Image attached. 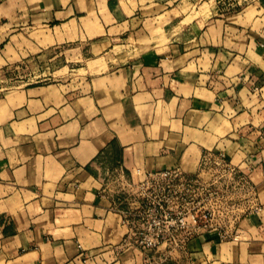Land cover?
Listing matches in <instances>:
<instances>
[{"label":"crops","instance_id":"crops-1","mask_svg":"<svg viewBox=\"0 0 264 264\" xmlns=\"http://www.w3.org/2000/svg\"><path fill=\"white\" fill-rule=\"evenodd\" d=\"M186 1L0 0V67L77 44L126 55L107 74L0 96V264H153L120 191L137 168L196 173L207 151L225 152L260 209L236 239L194 231L184 264H264V0L184 22ZM113 141L118 188L95 174ZM169 247L153 251L187 254Z\"/></svg>","mask_w":264,"mask_h":264},{"label":"rangeland","instance_id":"rangeland-1","mask_svg":"<svg viewBox=\"0 0 264 264\" xmlns=\"http://www.w3.org/2000/svg\"><path fill=\"white\" fill-rule=\"evenodd\" d=\"M248 1L251 0H187L184 3L186 7H182V10L186 13V8L189 5L191 12L184 22L190 21L199 14L209 15L211 8H216V5L222 7L223 13H237L242 10ZM234 9L235 12H233ZM239 16L241 15L238 14L237 18ZM121 48L116 49L115 55L107 54V56H104L102 53L93 55V52L86 44L57 48L50 47L39 52L34 50V52L29 54L24 52L23 56L0 67V96H3L8 91L30 84L40 86L51 85L50 89L52 90L56 84H65L70 80H77L82 77L110 73L125 59L126 55L120 56L122 54ZM199 164L201 167L208 168L206 173L204 172L202 175L203 180L208 185L207 191L201 204L195 202L193 205H190L193 207V211L198 209L204 210L203 208L210 211V215L212 216L210 223L212 225L202 229L217 227L223 235V240L238 238L236 224L240 218L260 209V205L257 204L252 194V186L248 183L246 175L242 171H239L236 166L234 171L230 170L229 165H234L228 157L227 162L216 161L213 157L209 156L205 159L200 157ZM96 166V176L118 188L121 180L117 176L116 171H114L116 163L113 151L103 154L96 162ZM120 192V195L123 194L124 197L131 196L124 189H121ZM187 242V236L184 238L180 237V241L172 239L167 241L170 244L169 249L171 252H186L187 254H184L183 257H181L182 254L176 252L169 253L163 250L154 252L152 249H147L146 253L152 255L150 262L153 264L156 262L172 264L178 258H180L179 263L184 264L191 261L189 250L186 248ZM174 246L176 250H173Z\"/></svg>","mask_w":264,"mask_h":264},{"label":"built area","instance_id":"built-area-1","mask_svg":"<svg viewBox=\"0 0 264 264\" xmlns=\"http://www.w3.org/2000/svg\"><path fill=\"white\" fill-rule=\"evenodd\" d=\"M261 132L264 134V123ZM207 156L227 162L224 151H207L201 158ZM199 166L196 173L185 172L178 166L156 171L135 170L138 178L133 188L125 189L131 196H125L124 200L129 203L122 213L130 225L131 238L137 248L153 250L171 239L180 241V237L186 236L189 239L194 231L212 225L210 211L205 208L193 211L191 207L195 202H203L208 186L202 178L208 168ZM229 168L235 170V166L229 165ZM214 228L222 239L220 230Z\"/></svg>","mask_w":264,"mask_h":264},{"label":"trees","instance_id":"trees-1","mask_svg":"<svg viewBox=\"0 0 264 264\" xmlns=\"http://www.w3.org/2000/svg\"><path fill=\"white\" fill-rule=\"evenodd\" d=\"M109 150L113 151V157H114V160H115V163L116 165L118 164V160H120V154H121V151H122V147L121 146H118L115 141H113L111 144H110V147L109 149H106L104 150V152L102 154H100L98 156V158L95 160V164L96 162L98 161V159L105 153H109ZM111 153V152H110Z\"/></svg>","mask_w":264,"mask_h":264}]
</instances>
